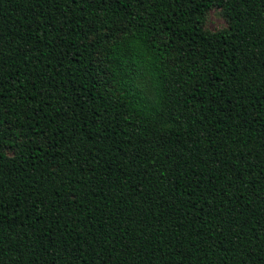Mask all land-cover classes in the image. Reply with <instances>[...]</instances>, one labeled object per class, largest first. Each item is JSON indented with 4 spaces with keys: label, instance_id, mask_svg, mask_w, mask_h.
<instances>
[{
    "label": "trees",
    "instance_id": "1",
    "mask_svg": "<svg viewBox=\"0 0 264 264\" xmlns=\"http://www.w3.org/2000/svg\"><path fill=\"white\" fill-rule=\"evenodd\" d=\"M0 264H264V0H0Z\"/></svg>",
    "mask_w": 264,
    "mask_h": 264
},
{
    "label": "rangeland",
    "instance_id": "2",
    "mask_svg": "<svg viewBox=\"0 0 264 264\" xmlns=\"http://www.w3.org/2000/svg\"><path fill=\"white\" fill-rule=\"evenodd\" d=\"M226 26V21L220 14V9L212 8L209 10L204 23V28L210 31L218 30Z\"/></svg>",
    "mask_w": 264,
    "mask_h": 264
}]
</instances>
